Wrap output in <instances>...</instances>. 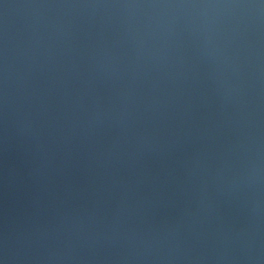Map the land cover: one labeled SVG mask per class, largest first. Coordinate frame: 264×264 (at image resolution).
Returning <instances> with one entry per match:
<instances>
[{
    "label": "water",
    "instance_id": "95a60500",
    "mask_svg": "<svg viewBox=\"0 0 264 264\" xmlns=\"http://www.w3.org/2000/svg\"><path fill=\"white\" fill-rule=\"evenodd\" d=\"M0 264H264V0H0Z\"/></svg>",
    "mask_w": 264,
    "mask_h": 264
}]
</instances>
